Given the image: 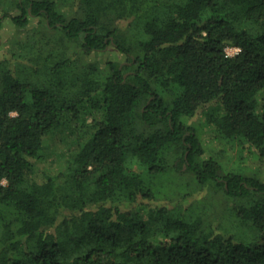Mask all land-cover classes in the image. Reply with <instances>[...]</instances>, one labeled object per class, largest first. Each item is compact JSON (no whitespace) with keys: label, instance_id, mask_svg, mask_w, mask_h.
<instances>
[{"label":"trees","instance_id":"obj_1","mask_svg":"<svg viewBox=\"0 0 264 264\" xmlns=\"http://www.w3.org/2000/svg\"><path fill=\"white\" fill-rule=\"evenodd\" d=\"M15 8V25H39L0 60V264H264V181L201 142L210 131L264 165V0ZM109 46L126 62L86 59ZM64 128V169L37 171ZM183 171L213 189L200 211L179 209L188 192L156 204Z\"/></svg>","mask_w":264,"mask_h":264},{"label":"rangeland","instance_id":"obj_2","mask_svg":"<svg viewBox=\"0 0 264 264\" xmlns=\"http://www.w3.org/2000/svg\"><path fill=\"white\" fill-rule=\"evenodd\" d=\"M16 1L17 0H0V16L5 18L4 29L0 34V60L6 57V53L11 45V40L14 37H21L20 39H24L31 29L39 25L38 20L33 19L37 17H30L32 18L30 25L18 27L10 19L11 17L6 16L8 12L10 14L9 16L12 17L21 15V12L15 8ZM227 53L230 56H234L237 54V50L236 48H227ZM86 59L90 62L99 63V65L106 70L108 68V62L110 61L118 63L126 62V57L120 54L113 46L107 47L104 52L94 53ZM196 119L197 118L193 119L194 125L201 120L200 117ZM76 137L77 133L70 128H64V130L56 132L48 137L44 143L42 159L35 161L36 170L46 174L63 170L65 160L76 148ZM201 142L205 149V159L210 156L218 157L225 171H233L241 167L249 174H258L264 181V165H261L255 155L245 150H237L229 144H223L215 140L210 131L205 132L201 136ZM135 169L137 172H141L137 167H135ZM159 184L157 189L160 193L158 194L159 203H156L157 205H168L171 202H177L181 200L183 193L188 192L185 199L179 203V209L183 210L184 213L190 210L200 211L204 209L206 199L213 193V189L211 188H206L204 190L198 188L194 177L185 171L179 174L176 173L165 176L160 180ZM170 207L172 208V204Z\"/></svg>","mask_w":264,"mask_h":264},{"label":"built area","instance_id":"obj_3","mask_svg":"<svg viewBox=\"0 0 264 264\" xmlns=\"http://www.w3.org/2000/svg\"><path fill=\"white\" fill-rule=\"evenodd\" d=\"M236 50H237V53H238L239 52V49L236 48Z\"/></svg>","mask_w":264,"mask_h":264}]
</instances>
